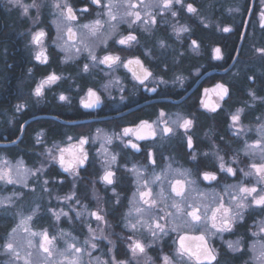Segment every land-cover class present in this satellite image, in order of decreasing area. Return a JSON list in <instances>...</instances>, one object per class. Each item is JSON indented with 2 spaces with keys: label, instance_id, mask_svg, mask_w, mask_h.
Masks as SVG:
<instances>
[{
  "label": "flooded vegetation",
  "instance_id": "flooded-vegetation-1",
  "mask_svg": "<svg viewBox=\"0 0 264 264\" xmlns=\"http://www.w3.org/2000/svg\"><path fill=\"white\" fill-rule=\"evenodd\" d=\"M62 2V6L66 3L73 8L77 19L67 21L63 18L64 26L60 34L54 32L55 18L45 16L46 23L36 31L46 33L43 47L47 63L35 59V53L39 51L35 45L25 54L20 36L13 35L12 38L9 33L7 36L6 28L0 31V48L4 51L6 63L0 65V82L2 78L7 80V87L2 89L0 85V152L11 149L20 152L19 146L32 139L31 136L36 133L30 128L32 124L24 125L29 119L36 116L56 118L41 120L59 123L60 140L64 143L68 137L76 138L69 144L77 143L80 137L89 139L84 146L88 160L79 167V175L75 176L79 186L76 197L82 207L78 211L82 215L79 218L74 215L77 222V234L74 236L78 243L84 245L86 230L90 226L99 237L94 241L97 247L93 255L100 261L115 257L117 261L136 263L129 250L132 240L149 245L146 256L151 258L150 264H162L164 255L175 259V249L178 247V243H174L178 241L176 232L169 231L166 236L161 234L153 238L145 228L138 226L133 231L129 227V221L134 222L136 213L133 211L131 217L128 213L139 200L137 188L142 183L138 173L143 172V179L149 180L154 194L160 191L161 182L151 183L153 173L166 177L162 179L166 194H170L169 180H190L194 182L191 184L194 187L192 191H188L190 184L185 183V192L190 200L210 203L213 196L217 200L223 196L226 207L233 203L230 195H224L227 186H233L231 191L235 192L236 186L241 183L246 186L256 184V177H245L244 171H252L249 167L251 163L259 164L264 160L259 154H245L244 149L246 142L252 144L261 139L258 129L264 125V58L256 51L257 48H264V28L260 27L259 22L264 0H185V4L191 3L197 9L196 13H188L186 7L174 5L178 15L173 17L170 12L161 15L158 8H153L155 25L138 23L131 28L121 22L124 12L122 0H112L117 20L111 22L104 14L107 9L91 4V0ZM108 2L102 0V4ZM148 2L145 0V3ZM85 7L88 11L82 12ZM140 10L143 14V7ZM0 18L2 28L5 16L1 6ZM96 19L106 23L96 36H92L81 25ZM110 24L117 26L115 30ZM181 25L189 31L177 37L174 26ZM69 26L77 36L75 46L65 50L64 41L67 40L66 30ZM224 27L232 31L225 33L222 30ZM130 32L137 36V41L131 46L116 42ZM193 40L198 45L196 49L192 46ZM8 41L14 45L15 60L6 58V46L2 44ZM85 45L98 58L107 54L118 55L122 61L139 58L153 72V78L140 85L122 66L115 70L98 63L93 66ZM217 47L221 49V60L214 58ZM85 64L89 65L88 72L83 71ZM52 73L61 79L45 86L44 95L38 100L32 95L34 89ZM117 79L119 83L115 82ZM218 83L228 87L229 96L220 101L215 93L209 92L205 97L204 90L212 89ZM106 84L107 89L104 87ZM152 87L156 91H150ZM89 89L96 91L101 98V103L92 109H86L81 104L82 99H88ZM250 91L258 99L253 100L249 96ZM60 95L67 99L61 101ZM201 99L217 103V111L213 113L205 109L200 103ZM17 105L24 107L18 111ZM240 108H243L240 120L243 131L234 135L231 115ZM161 112L165 113L163 118L160 117ZM177 117L180 123L183 119L193 121L187 133L178 124L172 123ZM141 121H148L156 127L157 135L154 138L137 140L135 135L123 136L124 128L136 129ZM164 121H168V126L173 128L168 135L161 133ZM188 136L192 137V149L188 148ZM106 137H112L111 144L106 143ZM128 141L136 144L139 151L132 148ZM148 153L152 154L151 158ZM218 155L223 156L225 164L236 171L235 176L219 170ZM113 156L115 161L112 160ZM56 161L59 170L53 167L54 170L60 178L66 177L68 173L60 167L58 159ZM106 170L115 173L112 185H107L101 179ZM175 170L185 175L181 176ZM205 171L215 173L217 180L205 181ZM91 212L103 215L104 221H97L89 215ZM40 221V226L45 224L44 220ZM2 223L8 225L2 236L3 242L12 224L10 220ZM262 224L264 209L252 205L243 211L242 219L236 221L231 232L210 237L209 243L220 253V264H228L229 260V263L238 262L243 257L237 254L230 258L227 242L238 239L245 241V235L260 232ZM142 257L145 256L137 258ZM140 263L144 264V261Z\"/></svg>",
  "mask_w": 264,
  "mask_h": 264
},
{
  "label": "snow or ice",
  "instance_id": "snow-or-ice-1",
  "mask_svg": "<svg viewBox=\"0 0 264 264\" xmlns=\"http://www.w3.org/2000/svg\"><path fill=\"white\" fill-rule=\"evenodd\" d=\"M7 3L11 4L13 7H19L22 9V14L27 16L29 14V9L37 8L39 9L40 5L37 4V0H32L31 4H25L23 0H7ZM91 4L98 7H104L107 11L104 13L108 16L109 20L116 21L117 16L113 12L115 7L112 0H109L107 4H102V0H91ZM174 5H180L181 7H186L188 13H196L197 9L191 4H185V0H149L148 3H145V0H138V2H133V0H122V7L124 8L123 16L121 17V22L127 23L128 27L131 28L133 25L142 23L145 26L155 25L156 19L155 14L151 9L158 8L159 14L163 15L165 12H170L171 16L176 17L178 15L177 10ZM56 9L60 10V15L67 21H75L77 16L73 12V8L66 3L62 6L60 3H55L53 5ZM141 7H143V14L141 12ZM82 12H87L88 8L85 7L81 10ZM260 27L264 28V10L260 12L259 16ZM106 22L101 19H96L92 23L83 24L81 27L87 30L92 36H96L99 33ZM110 27L115 30L117 27L115 24H110ZM225 33L232 31L231 28L224 27L222 29ZM174 31L179 37L182 33L188 32L189 29L186 26H174ZM67 40L64 41L66 46L65 50H70L75 46L77 33L73 30L71 26L67 27L66 30ZM46 36V33L43 30L36 31L31 36V44L35 45L39 49L35 53V59L41 63H47V57L45 55V49L43 47V38ZM62 39V37H58ZM137 41V36L131 32L126 36H121L116 40L120 45L131 46L133 42ZM71 42V43H69ZM107 43L105 41V47ZM163 46V44H162ZM192 46L194 49L198 48V45L195 40L192 41ZM85 48L89 52V57L93 62V66L97 63L106 65L108 68L115 70L117 67L122 66L131 73L132 78L138 82L140 85H145L146 81H149L150 78H153V72L144 66L142 61L139 58H130L126 61H122L120 56L107 54L103 58H98L91 49ZM77 52L80 51L79 48L76 49ZM256 51L264 58V48H257ZM216 60L223 59L221 55V49H214ZM89 65L85 64L83 71L88 72ZM31 71V69H29ZM61 77L55 73L49 74L45 79H43L34 89L32 95H34L38 100L44 95L45 86H50L60 80ZM179 79V77L177 78ZM119 83V79L115 81ZM163 83V81H161ZM105 89L108 88L106 84ZM150 91H156L155 87L149 89ZM209 92L215 93L220 101H224L226 97L229 96V89L222 83H218L212 89H205L204 95L208 97ZM88 99L81 100V104L86 109H92L98 106L101 103V98L97 95L96 91L89 89ZM249 96L253 100L258 99L254 92H249ZM123 98V97H122ZM59 99L64 101L67 99L64 95H60ZM201 105L210 112H216L219 105L217 103H212L210 99H201ZM23 105H17V110L19 111ZM243 108L237 109V111L231 115V127L235 129L234 135H239L243 131V128L240 125L241 114ZM165 116L164 112L160 113V117ZM180 118L177 117V120L172 121L173 124H178L179 128L184 129L185 133L191 128L193 121L191 119H183V122L180 123ZM164 127L161 129L163 135H168L173 132V128L168 126V121H164ZM261 139L256 140L252 144L245 143V154L249 152L253 155L259 154L261 160H264V125L258 129ZM129 135H135L137 140H146L149 138H154L157 135L156 127L153 124H150L148 121H141L136 129L133 128H124L123 136L127 137ZM42 134H38L37 143H41ZM71 141L72 137H68ZM106 143H112V137L105 138ZM89 143V139L86 137H80L78 142L75 144H69L67 147L57 146L59 156L53 154L52 149H47L46 153L52 160H57L60 164V167L64 172H67L73 176L79 175L78 169L83 166L88 160V153L85 151L84 146ZM132 148L139 151V147L128 141ZM188 148L192 149V137L188 136L187 138ZM65 154L70 157L66 160ZM151 153H148L149 158H151ZM196 157L193 155L192 157ZM219 160V170L221 172H227L230 175L235 176L236 171L227 166L224 162L223 156H217ZM112 160L115 161V156L112 157ZM107 163V161H105ZM155 163V161H153ZM3 168H0V182L6 184H17L26 180V176L29 174V170L23 169L21 164H17L15 167L10 166L8 161H3ZM170 167V166H169ZM249 167L252 171H244L245 177L255 176L256 184L253 186H246L243 183L236 186V191L232 192L231 188L233 186H227L224 190V195H230L231 201L233 202L229 206H225L223 196H220L219 199L215 196L211 198L210 203H204L200 200H190L185 192V183L192 184L193 181H184L180 179L169 180L168 184L170 186V194H166V190L163 187L162 179L166 178L162 175H156L153 173L151 183L161 182L160 191L158 193L153 192V189L149 186L150 182L147 179H143V172L138 173V178L142 179L140 187L137 188L139 194V200L137 201L134 209H131L128 213V216H132V212L136 213L134 222L129 221V227L135 231L137 227L145 228L153 238H157L159 235H168V232H176L178 235V247L175 249V259L164 255L162 257V264H220V253L211 246L209 243L210 237L216 235L217 233L231 232L234 224L238 219H242L243 211L248 207L255 205L261 209H264V187H257V185H264V162L262 163H251ZM32 171L30 174L35 176L36 172ZM135 171V169H133ZM179 175H185L184 172L175 170ZM115 173L110 170H106L102 176V181L107 185H112L114 183L113 177ZM203 179L205 181H216L217 175L213 172L205 171L203 173ZM45 184L48 183L47 180L44 181ZM27 187V184H24ZM64 199L72 200L74 196H67ZM12 202V197H8L5 200H0V206L7 207ZM79 203V201H77ZM162 205V206H161ZM74 210V209H73ZM36 210H33L31 215L27 217H22L20 224L17 225V228L12 229V233H16L18 228H22L23 232L28 234L26 241L21 243L13 235L10 234L9 240H7L3 249L6 254L11 257L9 264H15L16 261L21 258V250L24 248L32 249L38 247V250L43 253L42 264H83V256L88 255L89 264H92V250H95L97 245L94 243L99 237L89 226V232L91 233L90 239L84 242L85 247L78 246L77 243H67V247L63 251H58L54 247V241L57 237H49L48 232H35L31 231L28 227L27 222H30L35 214ZM53 215L57 219L61 215L68 216L69 213L61 211L59 213L53 212ZM82 215L81 212L76 213V217L79 218ZM97 221H104V216L98 212L89 213ZM164 221V223H161ZM102 231V230H101ZM183 232V234H181ZM260 232L264 233V224L260 226ZM198 233V234H196ZM61 235H67L62 233ZM256 235V233H254ZM39 237V241L35 238ZM106 238V237H105ZM128 239H132L129 237ZM143 242L139 240H132V243L129 245V250L132 255V259H136L138 256L144 255L145 261L144 264H150L151 258L146 256V247ZM227 248L231 252H242L240 240L229 241L227 242ZM254 259L258 261V264H264V244H261L260 250L258 253L253 249ZM33 253L27 251L24 256L23 264H32ZM96 264H130V262L117 261L115 257H112L107 261H100L99 258H95Z\"/></svg>",
  "mask_w": 264,
  "mask_h": 264
},
{
  "label": "rangeland",
  "instance_id": "rangeland-1",
  "mask_svg": "<svg viewBox=\"0 0 264 264\" xmlns=\"http://www.w3.org/2000/svg\"><path fill=\"white\" fill-rule=\"evenodd\" d=\"M23 2L25 4H31L30 0H23ZM37 2H39L38 4L40 5L39 9L31 8L29 9V14L25 16L22 14V9L19 7H13L11 4L7 3V0H0V6L2 7V11L7 21V29L13 30L12 34L14 36L18 35L21 37L22 48L25 51V54H28L33 47L31 44L32 34L35 33L41 25L43 26V23H46L45 19H47L46 17H48V15L53 16V19L55 18L53 20L54 32L61 34L60 31H63V17L60 15V10L53 6L55 3H60L62 5V0H37ZM7 29L6 35L11 31H8ZM56 38H58V36H56ZM4 59V51L0 50V63H3ZM36 129V133L31 139L32 144L29 146V149L24 152V154H20V156L17 155L12 159L11 157H7L5 153L0 152V168L4 167L3 161L6 160L10 166L15 167L17 164H21L23 169L29 170L26 180L21 183L6 184L4 182H0V200L12 197L10 205L7 207L0 206V220H2L1 217H4L5 221L10 220L12 224L8 230L5 240L0 243V264H9V261L11 260V257L6 254L3 249V245L7 240H9L10 234L21 243L26 241L28 238V234L23 232L22 228H18L17 232L14 234L12 233V229L17 228V225L20 224L22 217L31 215L33 210L36 211L32 220L27 222L28 227L31 231L38 233L46 230L49 237L56 236L57 239L54 241L55 249L63 251L67 247V243L73 242L77 243L78 246L85 247V244L82 246L78 243V240L70 229H63L61 226L65 221L68 222L69 225H76L77 222L74 215L82 209L80 204L77 203L76 195L78 194L77 191L79 190V186L77 185L76 177L69 173L64 178L54 176L53 167H55L57 171L59 170L57 161L50 159L46 153L47 149H52L53 154L57 156L59 154L57 146L61 148L67 147L68 144L71 141H75L76 138L74 139V137H72L73 139L71 141L68 139L65 143L61 140H49L45 137L44 130H39L38 128ZM38 134H42L41 143H37ZM66 156L68 157L67 154ZM68 158L70 159V157ZM37 169H40V171H37L35 176L30 174L32 171H36ZM45 180L48 181L47 184L44 183ZM25 183L27 184V187L24 186ZM193 189L194 187L192 188L190 184L188 186V191H192ZM67 196H74V199H64ZM61 209L68 212L69 215H61L60 218L57 219L56 216L53 215V212L59 213ZM39 220H44L45 224L40 226L41 221L39 222ZM80 220H82V218ZM66 227H68V225H66ZM62 233L67 235H61ZM90 236L91 233L88 229L86 230L84 242L89 240ZM245 236L246 240L241 242V247L243 249L242 252L234 253L227 250L230 258L237 254L242 255L243 257L238 262L231 261L229 263V260L228 264H258V261L254 259L253 249H255L256 253L259 252L261 244H264V235H262L258 230L256 235L249 232ZM35 240L38 243L39 237L35 238ZM27 251H31L33 253L31 257L32 264H42V257L44 254L38 250V247L32 249H22L21 258L16 261L15 264H23L24 256ZM93 251L94 250H92V264H96L95 258L97 257L93 255ZM144 258L145 257H142L141 259L136 258L133 260H135L137 264H141V261H145ZM89 259L88 255L85 254L83 256V264H89ZM236 259L238 260V258ZM132 263L136 264L134 262Z\"/></svg>",
  "mask_w": 264,
  "mask_h": 264
},
{
  "label": "trees",
  "instance_id": "trees-1",
  "mask_svg": "<svg viewBox=\"0 0 264 264\" xmlns=\"http://www.w3.org/2000/svg\"><path fill=\"white\" fill-rule=\"evenodd\" d=\"M1 19V18H0ZM5 20V25H3V27L1 28V26H0V31H2L4 28H6L7 29V21H6V19H4ZM0 24H2V21L0 20ZM5 30V29H4ZM8 31L9 30H11V29H7ZM4 32V31H3ZM5 32H6V30H5ZM12 32H13V30H11L9 33V36L11 35V37L13 38V34H12ZM7 36H8V33H7ZM9 42V41H8ZM11 42H9V43H3L2 45H4V46H6V50H7V54H6V58L8 59V60H15L14 59V56H15V48H14V45H12V44H10ZM0 50H2V49H0ZM3 51V50H2ZM6 63H0V65H5ZM3 76H4V74H3ZM7 80L5 79V78H2L1 79V82H0V85L2 84V89L3 88H5V87H7ZM2 89L0 90V91H2ZM31 126H30V128H32L33 130H37L36 128H38L39 130H44L45 131V137L47 138V139H49V140H60V138H61V125L59 124V123H56V122H54V121H49V120H41V119H39V120H36V121H33V122H31ZM27 128V126H25V129ZM45 128H47V129H45ZM32 130V131H33ZM31 131V132H32ZM34 131V132H35ZM33 133V132H32ZM31 136V135H30ZM29 136V137H30ZM32 137V136H31ZM31 139V138H30ZM32 143H31V140H29V142H27V143H25V144H21L19 147H20V152H18V151H15V150H6V152H5V154L7 155V156H9V157H11L12 159L14 158V157H16L17 155H19L20 156V154L22 155V154H24V152H26V150H28L29 149V146L31 145ZM53 171H54V176H56V177H59L58 176V174H57V172L54 170V168H53ZM2 218V220H0V243H1V240H2V236H3V234H4V232L6 231V228H7V226L8 225H6L5 226V223H2L4 220H5V218L4 217H1ZM66 222V221H65ZM65 222H63V223H65ZM62 223V228L63 229H70L71 230V232L73 233V235H76L77 233H76V231H77V228H76V226H75V224L74 225H69V223L68 222H66L65 224L66 225H68V227H66V225L65 224H63ZM38 225V224H37ZM39 226V225H38Z\"/></svg>",
  "mask_w": 264,
  "mask_h": 264
},
{
  "label": "water",
  "instance_id": "water-1",
  "mask_svg": "<svg viewBox=\"0 0 264 264\" xmlns=\"http://www.w3.org/2000/svg\"><path fill=\"white\" fill-rule=\"evenodd\" d=\"M39 119H54L55 120L56 118L49 117V116H36V117H33V118L29 119L28 121H26L24 125H27V124H29L33 121L39 120Z\"/></svg>",
  "mask_w": 264,
  "mask_h": 264
}]
</instances>
